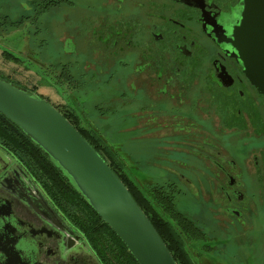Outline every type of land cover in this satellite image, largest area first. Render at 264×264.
<instances>
[{
    "label": "flooded vegetation",
    "instance_id": "af4514ba",
    "mask_svg": "<svg viewBox=\"0 0 264 264\" xmlns=\"http://www.w3.org/2000/svg\"><path fill=\"white\" fill-rule=\"evenodd\" d=\"M10 4L22 7L10 32L40 36L39 71L10 51L30 73L27 85L10 82L99 137L142 194L161 185L174 204L165 211L152 195L153 206L193 264H264V90L238 49L243 0ZM262 4L248 12L254 68L255 54L264 61ZM48 176L0 141V264H103Z\"/></svg>",
    "mask_w": 264,
    "mask_h": 264
},
{
    "label": "water",
    "instance_id": "95a60500",
    "mask_svg": "<svg viewBox=\"0 0 264 264\" xmlns=\"http://www.w3.org/2000/svg\"><path fill=\"white\" fill-rule=\"evenodd\" d=\"M264 0H243L237 38L243 65L264 90L263 56L252 67L248 12ZM255 48L263 49L260 31ZM0 114L41 150L70 186L125 245L138 264H177L142 209L109 165L48 101L0 78Z\"/></svg>",
    "mask_w": 264,
    "mask_h": 264
},
{
    "label": "trees",
    "instance_id": "16d2710c",
    "mask_svg": "<svg viewBox=\"0 0 264 264\" xmlns=\"http://www.w3.org/2000/svg\"><path fill=\"white\" fill-rule=\"evenodd\" d=\"M19 24V21H11L8 16H3L0 18V28H9L8 33L6 34H10V27H17ZM1 54L6 59H10V51L2 50ZM0 78L10 82V80L7 78L1 76ZM12 84L21 89L27 90L28 92H33L17 84ZM60 113L73 125L74 128H76L78 133L102 157V159L109 165L117 178L123 183L133 200L147 216L149 222L156 230L163 243L166 245L167 250L172 255L175 262L177 264H193L187 256L182 238L177 235L175 230H173L167 213L159 214L153 206L152 195L158 198L159 203H162V208H165V204L168 205L173 203L171 198L167 199V197L164 196L160 197V195L156 192L162 186L157 185L155 193L149 194L148 197L142 194L136 183L128 175H126V172L123 170V167L120 165V162L114 153L108 151L106 147L100 145L102 140L99 137L94 138L92 136L83 134L80 129L74 125V122L70 117L63 114L62 112ZM0 141L6 145H10V149L14 153H18L21 157L28 160L29 162L32 163L36 161L39 162L41 166L45 167V170L49 175L47 182H50L49 178L52 180L50 182L52 186L49 189L50 193L67 217L73 221L79 230L84 232L91 245L99 254L103 264H138L132 255L127 251L125 245L108 227V225L100 219V217L70 186V184L64 181L62 179L63 177L61 178L59 176V171L49 162L46 155L41 150H39L38 147L35 146L18 127H16L1 114ZM54 184L56 186L55 188L53 187ZM154 203L156 204V202ZM165 211L169 212V207H166Z\"/></svg>",
    "mask_w": 264,
    "mask_h": 264
},
{
    "label": "rangeland",
    "instance_id": "374dc122",
    "mask_svg": "<svg viewBox=\"0 0 264 264\" xmlns=\"http://www.w3.org/2000/svg\"><path fill=\"white\" fill-rule=\"evenodd\" d=\"M20 12H22V7L18 6L17 4H10V0H0V18L3 16H8L9 18L14 19L18 17ZM0 29H3L0 30V76L10 79L11 74L13 79L21 82L23 85H27L29 80L28 75L30 73L22 72V68L20 66L11 65L10 59H6L4 56H2L1 51H11L13 54H15V56L22 60L24 64L29 62L30 68H33L35 71H39L38 64L40 61V52L38 43L40 42V36L29 34L31 29L28 26H23L19 28V30L9 32L10 34H6L8 33L9 28ZM22 50L26 51L19 52ZM35 79L36 78L33 77L29 83L32 81L35 82ZM43 93H46V91L43 90ZM51 99L55 101L53 96ZM130 169H132V173L137 174L135 168ZM256 250L259 251L260 249L256 248Z\"/></svg>",
    "mask_w": 264,
    "mask_h": 264
}]
</instances>
